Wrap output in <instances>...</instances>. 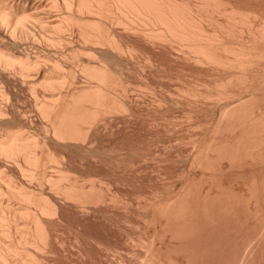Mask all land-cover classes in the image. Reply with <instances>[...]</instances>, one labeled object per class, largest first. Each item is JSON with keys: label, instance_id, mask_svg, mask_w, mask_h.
Listing matches in <instances>:
<instances>
[{"label": "rangeland", "instance_id": "obj_1", "mask_svg": "<svg viewBox=\"0 0 264 264\" xmlns=\"http://www.w3.org/2000/svg\"><path fill=\"white\" fill-rule=\"evenodd\" d=\"M86 3L76 12L63 0H0L57 27L63 15H75L88 32L74 22L64 44L54 27L49 40L18 48L0 37L4 51L39 60L29 63L39 71L35 82L0 64V139L20 131L57 158L44 154L36 166L19 160L21 172L16 159L0 155V180L21 189L0 197L18 217L11 236L0 226V237L19 246L8 263L264 264V0H153L149 12L116 0L104 8ZM98 67L110 70L114 84L99 117L78 124L76 110H95L84 93L98 84L89 73ZM46 71L70 76L75 89L50 91ZM71 124L85 137L56 135L54 126ZM22 206L39 220L42 241Z\"/></svg>", "mask_w": 264, "mask_h": 264}, {"label": "bare ground", "instance_id": "obj_2", "mask_svg": "<svg viewBox=\"0 0 264 264\" xmlns=\"http://www.w3.org/2000/svg\"><path fill=\"white\" fill-rule=\"evenodd\" d=\"M63 1H65V3H66V5H67V7H68V9H70V10H72L71 8H73V6L74 7H76L77 8V10H76V12H82V11H86L87 10V8L88 7H90L89 5H87L88 3H86L88 0H63ZM112 1V0H111ZM153 2V0H150V1H148V0H116V3L118 4V5H123V7H128L129 9H136V10H138L139 8H141L140 10L142 11H150V7L152 6V2ZM159 1V0H158ZM97 2L99 3L98 4V6L99 7H101L102 8V6L104 5V4H106V3H104L105 2V0L103 1V3H102V0H97ZM114 2V1H113ZM3 3V2H2ZM151 4V6H150V4ZM58 4V3H57ZM5 5V4H4ZM95 5V4H94ZM102 5V6H101ZM66 7V6H65ZM94 7V6H93ZM148 7H149V10H148ZM14 8V7H13ZM103 8H104V6H103ZM119 8V7H118ZM95 9V8H94ZM121 9V8H120ZM105 10V9H104ZM122 11V10H121ZM167 11V10H166ZM169 11V10H168ZM102 12V11H101ZM100 12V13H101ZM139 12V11H138ZM17 13H18V11H17ZM71 13V12H70ZM249 13V12H248ZM21 14V13H20ZM94 14V13H93ZM147 14V13H146ZM173 14V13H172ZM41 15V14H40ZM43 15V14H42ZM148 15V14H147ZM33 17H34V15H32ZM172 16V15H171ZM254 16V15H253ZM30 16H29V14H28V16L27 15H17L16 13H14V11L12 10V9H10L9 7H7V5H6V7H2V6H0V37L2 38V39H4V37H5V39H7V41H8V45H11V47L13 48H18L19 46V43H22L23 42V40H34V41H36L35 43H40V40H42V41H44V40H49L50 39V34H49V32L50 33H52L51 31H53L52 30V28H57V30H59V33H60V35H56V36H58V42H62V44H64L67 40H65V36L66 35H64V34H66L65 32H67L68 30H69V27L75 22V23H77L78 24V26H79V29H80V32H81V34L83 35V36H87L88 35V32H87V29H86V27H85V23H86V21H84L83 19H81V18H77L75 15L73 16L72 14H65V15H63L61 18H60V20H62V22H63V24L60 22V26H58L57 27V25L56 24H54V25H56V26H52L51 24H48L49 23V21L46 23L45 22V20L43 21V16L42 17H39V15L38 16H35L34 18H29ZM174 17H176V16H174ZM178 17V16H177ZM129 18V17H128ZM181 18V17H180ZM46 19V18H45ZM119 20H121V19H119ZM175 20H177V18L175 19ZM251 22V21H250ZM51 23V22H50ZM262 23L263 24H261V27H260V25H259V27H260V31H259V35H260V37H259V39L261 38V41L263 42L264 41V22L262 21ZM52 24H53V22H52ZM178 24V23H177ZM126 25V24H125ZM252 25V24H251ZM96 26H97V24H96ZM100 26V25H99ZM127 26V25H126ZM248 26H250V25H248ZM96 28V27H95ZM97 29V28H96ZM99 29V28H98ZM102 29V28H101ZM148 29V28H147ZM158 29H160V28H158ZM252 29V28H251ZM103 30V29H102ZM105 30V29H104ZM254 30V29H253ZM97 31V30H96ZM257 31H258V28H257ZM58 32V31H57ZM250 32H252V31H250ZM58 33V34H59ZM97 33V32H96ZM100 33V32H99ZM106 34V33H105ZM93 35V34H92ZM100 35V34H99ZM162 35H164V34H162ZM256 35V34H255ZM94 37H96L95 35H93ZM108 36V35H107ZM168 36V35H167ZM98 37V36H97ZM109 38H110V36H108ZM107 37V38H108ZM161 37V36H160ZM256 37V36H255ZM88 38V37H87ZM89 38H90V36H89ZM55 39V40H56ZM86 39V38H85ZM106 39V38H105ZM88 40V39H87ZM109 40V39H108ZM111 41V40H110ZM52 42V41H51ZM51 42H49V43H51ZM54 42V41H53ZM70 42V41H69ZM115 42V41H114ZM45 43V42H44ZM44 43H43V45H44ZM110 43H112V42H110ZM264 43V42H263ZM42 44V43H41ZM46 44V43H45ZM61 43H59V45H60ZM61 44V45H62ZM68 44V43H67ZM67 44H65V45H67ZM118 44V43H117ZM21 45V44H20ZM71 45V44H70ZM69 45V46H70ZM112 45H114L113 43H112ZM7 46V45H6ZM6 46H4V49H7L8 47H6ZM6 47V48H5ZM121 47V46H120ZM10 49V48H9ZM73 49V48H72ZM111 49V48H110ZM113 49H115V48H113ZM116 51V50H115ZM121 51V50H120ZM10 52V51H9ZM77 52V51H76ZM114 52V51H113ZM54 55V54H53ZM23 58V57H22ZM22 58H19V56H14L13 54H10V53H8V51H4L3 49H1L0 48V64L1 65H3V66H5V67H17V68H19V71H21V73L23 74H27V75H30V76H32L31 77V79L33 78L34 79V82L39 78L38 77V75H39V71L37 70V68L36 67H34L35 65H30L31 63H33V64H36L37 62H36V60H35V62H28V60H24V59H22ZM250 60V59H249ZM29 61H31V60H29ZM253 62V61H252ZM263 62H264V60H263ZM30 63V64H29ZM264 64V63H263ZM40 66V65H39ZM53 66H54V64H53ZM5 67H3V68H5ZM55 67H56V65H55ZM86 68V67H85ZM89 68V67H88ZM97 68V67H96ZM96 68H92L90 71L89 70H87V71H89V73H90V75L91 76H93V78H96L97 79V85L94 87V89H88L84 94L85 95H87V92L89 93V92H91L90 94H89V96L91 97V99L90 98H88V100L90 99V101L91 102H95V104H94V106H95V110H93L92 111V108H91V114L89 115V113L87 114V113H80L81 115L80 116H77L78 115V113H77V106H78V103L79 104H81L80 102V100H82V98L83 97H86V96H84V95H82L83 97H80L79 99H77V106H74V107H76L75 108V110H76V117L74 116V119L75 118H77V119H75V121H77V120H79V119H81V120H79V121H82L83 122V120L84 121H87L88 122V120L89 121H91V122H93L97 117H99L98 116V114H100V112H102L101 110H103L104 108H103V105H105V104H103V102H105V98L103 99V97H106L107 96V94H109L108 92H109V88L111 87V85H113L114 84V82H113V80L111 79L112 77H110L109 76V73H108V71H110V70H106L105 68H102V67H98V69H96ZM264 68V67H263ZM15 69V68H14ZM39 69V68H38ZM47 70H50V69H47ZM85 70V71H86ZM45 71V70H44ZM62 71V70H61ZM263 71H264V69H263ZM47 72V71H46ZM44 73V72H43ZM48 73V72H47ZM51 73H53V71L51 72ZM262 73H264V72H262ZM49 74V73H48ZM70 75V74H69ZM73 75V74H72ZM71 75V76H72ZM263 76H264V74H262ZM23 76V75H22ZM25 76V75H24ZM43 76V75H42ZM68 76V75H67ZM67 76H65V74L64 75H60V76H57L58 78H53L54 77V74H53V77H51L50 76V74L49 75H47V74H44V76H43V78H42V83L44 84V86H46L50 91H52V92H56V90L57 89H62L63 87L64 88H67L68 87V90L67 89H65L66 90V92L68 91V93L69 94H71L70 92L72 91L71 89H75L74 88V86L72 85L73 84V82H70V76H69V78L67 77ZM262 76V78H261V80H263V82H264V77ZM28 78V77H27ZM73 79V78H72ZM114 79V78H113ZM39 80V79H38ZM37 80V81H38ZM118 82V81H117ZM116 82V83H117ZM262 81H261V83H263ZM32 83H33V80H32ZM70 83H72V84H70ZM65 86H67V87H65ZM72 86H73V88H72ZM87 87V86H86ZM3 88V87H2ZM90 88V87H89ZM112 88H113V86H112ZM85 90H86V88H84ZM63 90V89H62ZM111 90V89H110ZM59 92H60V90H59ZM66 92L65 93H63L64 95H62V98L66 95ZM74 92V91H73ZM112 92V91H111ZM54 93H53V95L52 96H54ZM58 93V92H57ZM56 93V94H57ZM62 93H60V94H62ZM67 93V95L66 96H68L69 94ZM74 93H76V92H74ZM113 93V92H112ZM55 94V96H57ZM59 94V95H60ZM0 95L1 96H5L6 95V92L3 90V89H1L0 88ZM73 95V94H72ZM88 96V95H87ZM111 96V95H110ZM60 97V100H62V98H61V96H59ZM59 97H57V98H59ZM93 97H94V99H93ZM56 98V97H55ZM67 98V97H66ZM65 98V99H66ZM70 98H72V97H70ZM86 99H87V97H86ZM64 100V99H63ZM84 100V99H83ZM56 101V100H55ZM67 102H68V100H66ZM66 101H64V102H66ZM41 102V101H40ZM39 102V103H40ZM44 102V101H43ZM62 102V101H61ZM63 102V103H64ZM70 102V101H69ZM93 102V103H94ZM45 103V102H44ZM49 103V102H48ZM51 103V102H50ZM55 103V102H54ZM71 103V102H70ZM114 103V102H113ZM56 104V103H55ZM59 104V103H58ZM58 104L57 105H55V107L56 106H58ZM86 104V103H85ZM51 105V104H50ZM53 105V104H52ZM67 105V104H66ZM69 105V104H68ZM67 105V106H68ZM74 105V104H73ZM40 106H42V109H43V106H45L42 102H41V105ZM116 106V105H115ZM53 107V106H52ZM62 107H63V105H62ZM69 107H70V105H69ZM82 107V106H81ZM80 107V108H81ZM86 107V106H85ZM84 107V108H85ZM118 107V106H117ZM59 107H57V109H58ZM83 108V109H84ZM103 108V109H102ZM55 109V108H54ZM88 109H90V108H88ZM87 109V110H88ZM60 111H61V109H59ZM75 110H74V113H75ZM58 111V110H57ZM53 112V111H52ZM51 112V113H52ZM66 112H68L67 110H66ZM71 112V114H72V111H70ZM49 113V112H48ZM54 113V112H53ZM57 113L59 114V111L58 112H56V116H58L57 115ZM62 113H65V109H64V112H61L60 114L61 115H63ZM74 113L72 114V115H74ZM0 114H2V112L0 113ZM82 114H84V115H82ZM88 115V116H85V115ZM54 115V114H53ZM61 115L58 117V119H59V121H61L62 119H63V124H64V118H62V119H60L61 118ZM64 115H66V113L64 114ZM63 115V116H64ZM72 115H70V117L72 118L73 116ZM3 116H4V113H3ZM55 115L53 116V120H55V119H57V118H55L56 117ZM68 116V115H67ZM67 116H65V118L67 117ZM69 117V116H68ZM1 118L3 119L4 117H2L1 116ZM55 118V119H54ZM89 118V119H88ZM67 119V118H66ZM70 119V118H69ZM73 118L71 119V120H74ZM87 119V120H86ZM70 121V120H69ZM69 121H66L67 122V124H69L68 122ZM79 121H77V123L79 124ZM72 122V121H71ZM61 123V124H62ZM72 123H76V122H72ZM90 122H88V124H89ZM54 125H55V122L53 123ZM57 124V123H56ZM59 122H58V127L61 125ZM62 124V125H63ZM66 123L64 124L66 127L68 126ZM53 125V126H54ZM70 125V124H69ZM73 124H71V126H69L68 128H67V130H65L66 129V127L64 128V130H63V128L62 129H56V126H54L55 128H54V131H55V133H56V135L59 137V138H67V137H72V138H77V137H79V138H83V137H85V135L83 134L84 133V131H83V133H82V129H81V127H80V129H79V127H77V126H79V125H77L76 126V124H75V126L77 127H74V125L72 126ZM263 126H264V124H263ZM83 127V126H82ZM53 128V127H52ZM83 130H85V129H83ZM6 132H7V134H6ZM5 133H4V137H3V135L1 136L2 138L0 139V155H3L4 157H8V158H14V159H16V163L18 164V166H19V169H21V172H22V170L24 171V170H26V168L24 167V164L22 165L21 163H20V161L19 160H24V161H30V162H32L33 164H35L34 166H36V165H38L41 161H42V156L45 154V151L40 147V145H39V143L36 141V139H35V141L33 140L32 141V139H33V137H31L32 139H30L28 136H27V134H24V133H21L20 131H13V130H10L9 132L8 131H6ZM54 133V134H55ZM86 133V132H85ZM61 138V139H62ZM47 152V151H46ZM48 152H50V151H48ZM53 154V153H52ZM45 155H47V156H49V158L50 159H52V160H54L55 158H54V154L53 155H51L50 153H47V154H45ZM44 155V156H45ZM43 156V157H44ZM45 158H46V156H45ZM44 158V159H45ZM49 158H47V159H49ZM12 159H10V160H12ZM57 159V158H56ZM55 159V160H56ZM18 160V161H17ZM15 161V160H14ZM51 162V161H50ZM41 164V163H40ZM44 165V164H43ZM36 168V167H35ZM37 168H39L38 166H37ZM28 169V168H27ZM32 169V168H31ZM39 169H41V168H39ZM38 169V170H39ZM1 172V171H0ZM28 172V171H27ZM33 172V171H32ZM37 172V171H36ZM39 172V171H38ZM4 173V172H3ZM35 173V172H34ZM41 173V172H40ZM31 174H33V173H31ZM43 174H44V172H43ZM42 174V175H43ZM61 175V174H60ZM2 176V175H1ZM1 176H0V178H1ZM4 176V175H3ZM2 176V177H3ZM4 177H6V176H4ZM8 177V176H7ZM44 177V176H43ZM9 178V177H8ZM7 178V179H8ZM6 179V178H5ZM64 179V178H63ZM2 180H4V179H2ZM2 180H0V197H7V196H5L7 193H9V194H13L14 192H20L21 191V189H16V187L15 186H11L12 184L11 183H9L8 181H10V180H12L11 178H9V180L7 181V180H4V181H2ZM6 181V182H5ZM56 181H58V180H56ZM59 182V181H58ZM13 184H15L14 183V181H13ZM16 186H18V185H16ZM21 188V187H20ZM68 188V187H67ZM66 188V189H67ZM67 191H68V189H67ZM29 192V191H28ZM31 192V191H30ZM69 192V191H68ZM22 193V192H21ZM70 193V192H69ZM15 194H17V193H15ZM20 194V193H19ZM26 194H27V192H26ZM24 194V196H26L25 198L26 199H28V201H29V199H30V196L31 195H29V194ZM33 194V193H32ZM8 195V194H7ZM37 195V194H36ZM82 195V194H81ZM34 196V195H33ZM80 196V195H79ZM38 196H36V198H37ZM86 197V196H85ZM8 198V197H7ZM10 198V197H9ZM1 199V198H0ZM11 199V198H10ZM44 199V198H43ZM80 199V198H79ZM4 199H2V201H3ZM21 200V199H20ZM31 200V199H30ZM75 200V199H74ZM2 201H0V226L2 227H0L1 229H2V233L3 234H5L6 236H8V235H10L11 236V234L10 233H12L11 232V230L10 229H12V224H14V225H18V223H16V222H18L17 221V218L15 217L16 215H15V210H13V207L12 206H10V204H4ZM6 200H4V202H5ZM34 201H35V198H34ZM22 202V201H21ZM39 202V201H38ZM7 203V202H6ZM9 203H11L10 202V200H9ZM35 203H37V201L35 202ZM45 203V202H44ZM34 204V203H33ZM39 204V203H38ZM24 205V204H23ZM42 205V204H41ZM14 206V205H13ZM40 206V205H39ZM19 207V206H18ZM17 207V208H18ZM41 207V210H43V211H50L51 210V208H50V206H49V204H45V205H42V206H40ZM20 208V207H19ZM18 208V209H19ZM21 208H24L23 206L21 207ZM31 208V207H30ZM30 208H27V209H23V212H25V213H23L24 215L26 214V217L28 218V220L30 219L31 221H32V223L34 224V228H35V231H36V234H37V236H39L40 238H41V241L43 240V238L44 237H42V235L44 234H42L41 232V227H40V222H39V220L37 219V217L36 216H34L30 211H29V209ZM39 208V207H38ZM15 209V208H14ZM33 209V208H32ZM31 209V210H32ZM40 210V211H41ZM16 211H17V209H16ZM39 211V212H40ZM14 212V213H13ZM37 212V211H36ZM38 212V213H39ZM48 213V212H47ZM15 215V216H14ZM25 217V216H24ZM23 217V218H24ZM11 222H13L12 224H11ZM30 222V221H29ZM9 223L11 224V228L8 226L7 227V225H9ZM20 223H21V221H20ZM24 223H26L25 221H24ZM43 223V222H42ZM31 224V223H30ZM23 225V228H24V225H26V224H22ZM27 226V225H26ZM18 227H20V226H18ZM15 228V227H14ZM17 228V227H16ZM28 228V227H27ZM32 229H33V227H32ZM12 230H14V229H12ZM45 230V229H44ZM15 232L16 233H18V235L20 236V240H21V242H22V240H25L24 239V231H18L17 229L15 230ZM1 233V232H0ZM26 233V232H25ZM33 234V233H32ZM26 235V234H25ZM27 235H28V233H27ZM34 235V234H33ZM32 235V236H33ZM9 237V236H8ZM16 238H17V236H16ZM37 238V237H36ZM35 238V239H36ZM6 239H7V237H6ZM6 239L5 240H3L1 237H0V264H9L10 262L7 260V257H9L10 255V253H16L17 251H18V247H15V245L13 246V243L11 242L10 244H8L7 242H6ZM9 239H11V238H8V240ZM28 241H29V239H28ZM33 241V240H32ZM37 241V240H36ZM15 242V241H14ZM18 242V241H17ZM16 242V243H17ZM27 242V241H26ZM30 242V241H29ZM23 243V242H22ZM12 244V245H11ZM21 246V245H20ZM37 246V245H36ZM27 247V246H26ZM12 255V254H11ZM18 256V255H17ZM30 261V260H29ZM36 261V260H35ZM9 262V263H8ZM13 262V261H12Z\"/></svg>", "mask_w": 264, "mask_h": 264}]
</instances>
